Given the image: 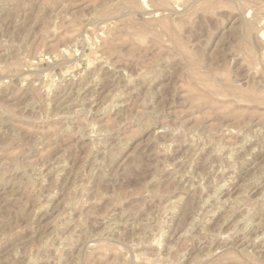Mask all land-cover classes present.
Returning a JSON list of instances; mask_svg holds the SVG:
<instances>
[{
	"label": "rangeland",
	"instance_id": "rangeland-1",
	"mask_svg": "<svg viewBox=\"0 0 264 264\" xmlns=\"http://www.w3.org/2000/svg\"><path fill=\"white\" fill-rule=\"evenodd\" d=\"M0 264H264V0H0Z\"/></svg>",
	"mask_w": 264,
	"mask_h": 264
},
{
	"label": "bare ground",
	"instance_id": "bare-ground-1",
	"mask_svg": "<svg viewBox=\"0 0 264 264\" xmlns=\"http://www.w3.org/2000/svg\"><path fill=\"white\" fill-rule=\"evenodd\" d=\"M246 43V42H245ZM118 94V93H117ZM114 96V95H113ZM116 96V95H115ZM119 97V96H118ZM117 98V97H116Z\"/></svg>",
	"mask_w": 264,
	"mask_h": 264
}]
</instances>
